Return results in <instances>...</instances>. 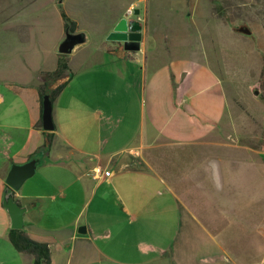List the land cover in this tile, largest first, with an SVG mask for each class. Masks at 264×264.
Listing matches in <instances>:
<instances>
[{
	"label": "crops",
	"instance_id": "1",
	"mask_svg": "<svg viewBox=\"0 0 264 264\" xmlns=\"http://www.w3.org/2000/svg\"><path fill=\"white\" fill-rule=\"evenodd\" d=\"M145 3L0 0V264H33L9 239L12 222L3 198L12 165L27 162L45 142L37 127L40 88L43 74L58 67L66 41L64 14L85 39L65 58L71 75L53 103L54 140L45 165L15 194L26 209L23 231L51 248V264H174L166 251L167 261L158 263L146 237L145 230L164 227L168 218L156 198L173 192L153 173L158 160L151 152L207 142L219 131L228 100L218 76L197 57L152 68L147 57L138 59L123 43L108 40L129 14L142 28L139 51L145 55L150 33ZM132 62L140 71L134 73ZM133 98L139 110L130 133L124 123ZM96 167L110 177L94 178ZM178 223L173 243L178 264H232L224 248L200 239L197 220Z\"/></svg>",
	"mask_w": 264,
	"mask_h": 264
},
{
	"label": "rangeland",
	"instance_id": "2",
	"mask_svg": "<svg viewBox=\"0 0 264 264\" xmlns=\"http://www.w3.org/2000/svg\"><path fill=\"white\" fill-rule=\"evenodd\" d=\"M145 5L150 29L148 49L145 55L136 52L137 58L147 57L155 68L174 59L197 57L218 76L228 100L220 129L207 142L151 152L158 160L151 165L153 173L173 192L156 198V206L163 203L168 218L165 216L164 227L155 224L145 230L146 237L154 243L158 263H165L170 256L178 264L177 246L173 244L179 236L178 221L195 219L203 229L200 239L209 246L216 243L224 248L232 264H241L242 258L248 264H261L264 0H146ZM133 16L138 17L135 13ZM240 28H248L251 35L240 33ZM159 56L162 60L155 61ZM131 64L134 73L140 71L136 63ZM132 101L129 119L124 123L130 133L139 110V102Z\"/></svg>",
	"mask_w": 264,
	"mask_h": 264
},
{
	"label": "water",
	"instance_id": "3",
	"mask_svg": "<svg viewBox=\"0 0 264 264\" xmlns=\"http://www.w3.org/2000/svg\"><path fill=\"white\" fill-rule=\"evenodd\" d=\"M137 12H135L136 14ZM129 14L117 24L113 32L109 35L108 40L112 42H121L129 52H137L141 49L142 28L136 19H130ZM240 33L251 35L248 28H240ZM76 43L74 40H66L59 48L60 54H70ZM254 94L258 96L259 91L255 90ZM42 122L43 129L47 132L55 130L53 120V102L49 95H45L42 103ZM45 153L39 152L23 164H13L6 177L7 190L4 194L3 205L8 211L12 229L22 230L24 228V215L26 209L21 207L15 200V194L19 193L27 181L32 179L38 170L45 165ZM80 232H85L80 230Z\"/></svg>",
	"mask_w": 264,
	"mask_h": 264
},
{
	"label": "trees",
	"instance_id": "4",
	"mask_svg": "<svg viewBox=\"0 0 264 264\" xmlns=\"http://www.w3.org/2000/svg\"><path fill=\"white\" fill-rule=\"evenodd\" d=\"M65 27H66V40H74L76 45L84 42V34L78 33V27L75 22L70 20L64 14ZM67 55L60 54V60L58 62V67L54 72L43 74V83L40 88L41 102L43 103V98L45 95H49L52 102L59 97L64 88L67 86V77H70V69L68 61L65 59ZM57 86L53 88V85ZM37 127L43 131L45 135V142L41 152L49 154L54 140L53 132H47L43 129V122L40 120ZM9 239L14 246V248L22 254H26L32 257L33 264H51L52 252L51 248L47 244L39 243L32 240L24 231L10 229Z\"/></svg>",
	"mask_w": 264,
	"mask_h": 264
},
{
	"label": "built area",
	"instance_id": "5",
	"mask_svg": "<svg viewBox=\"0 0 264 264\" xmlns=\"http://www.w3.org/2000/svg\"><path fill=\"white\" fill-rule=\"evenodd\" d=\"M93 177L96 179L108 178L110 177V172L104 171L101 167H96L93 170ZM262 264H264V261Z\"/></svg>",
	"mask_w": 264,
	"mask_h": 264
}]
</instances>
